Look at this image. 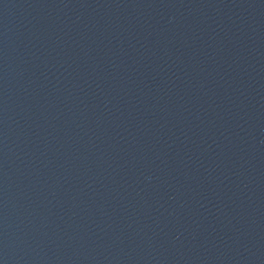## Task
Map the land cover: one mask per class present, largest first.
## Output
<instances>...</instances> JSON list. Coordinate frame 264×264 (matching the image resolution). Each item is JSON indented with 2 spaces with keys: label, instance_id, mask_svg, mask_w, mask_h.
<instances>
[{
  "label": "water",
  "instance_id": "95a60500",
  "mask_svg": "<svg viewBox=\"0 0 264 264\" xmlns=\"http://www.w3.org/2000/svg\"><path fill=\"white\" fill-rule=\"evenodd\" d=\"M0 264H264V0H0Z\"/></svg>",
  "mask_w": 264,
  "mask_h": 264
}]
</instances>
